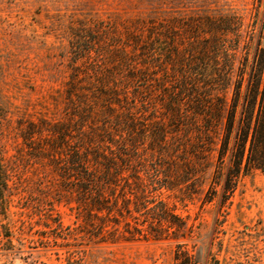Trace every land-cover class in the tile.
I'll return each instance as SVG.
<instances>
[{"label": "rangeland", "instance_id": "1", "mask_svg": "<svg viewBox=\"0 0 264 264\" xmlns=\"http://www.w3.org/2000/svg\"><path fill=\"white\" fill-rule=\"evenodd\" d=\"M223 11L227 20L209 22ZM263 19L264 0H0V264H176L179 244L195 264H264V171L243 174L223 206L219 195L203 205L208 183L191 193L175 172L171 189L147 181L150 201L166 202L191 226L176 239L179 232L163 222V238L153 240L128 238V222L146 225L132 219L120 195L116 210L102 211L108 217L93 218L91 228L81 174L68 166L76 147L86 155L94 136L88 126L107 104L117 114L130 107L147 125L153 112L161 118V83L176 85L180 76L165 56L161 69L157 60L145 63L139 44L182 50L226 28L243 35L230 34V45H242L248 33L255 44ZM88 107L90 119L81 113ZM140 124L131 136L115 132V145L149 147ZM120 172L117 194L145 178L134 167Z\"/></svg>", "mask_w": 264, "mask_h": 264}, {"label": "trees", "instance_id": "2", "mask_svg": "<svg viewBox=\"0 0 264 264\" xmlns=\"http://www.w3.org/2000/svg\"><path fill=\"white\" fill-rule=\"evenodd\" d=\"M224 13L220 18L210 16L209 22L227 20L229 17ZM230 34L237 38L243 36L237 28L216 30L210 40L198 38L182 50L173 45L165 53L162 44L138 45L145 63L157 60L161 69L165 56L180 78L176 85H169L165 79L161 83V79L156 78L165 93L160 119L153 112V121L147 125L137 121L130 107L117 114L115 108L107 104L105 115L88 126V134L94 136L87 137L91 142L85 148L86 155L78 147L71 154L68 166L72 172L81 174L76 180L82 185L80 195L86 203V217L91 228L96 227L93 218L104 220L116 210L120 195L132 219L146 225L131 226L128 222L126 226L132 227V230L125 229L128 238L161 240L162 223L166 222L169 227H175L179 232L176 239H180L191 231V226L183 218L170 213L166 202L150 201L154 196L148 192L147 181L153 183V188L171 189L175 179L168 174L175 172L179 176L175 182L180 188L189 187L191 193L208 183L203 205L219 195L223 206L233 196L243 174L253 169L264 171V19L255 44L256 34L252 37L248 33L242 45L241 42L230 45L233 41L228 38ZM239 51L241 59L235 65L233 60ZM222 57L225 58L224 64L219 62ZM150 76L148 84L154 79ZM81 113L83 118L90 119L89 107ZM138 123H141L139 132L143 133L142 136L150 138L149 147L115 145L116 140L112 138L115 132L122 136L127 131V136H131L129 128ZM107 141L110 145H106ZM125 167H134L145 173V178H138L141 186L137 185L136 190L125 192L123 188V192L117 194L116 187L122 179L120 170ZM104 210L106 217H100ZM133 212L139 217H134ZM170 216L176 220H171ZM104 228L105 223L99 224L98 233ZM182 246L177 245L176 264H195L193 256Z\"/></svg>", "mask_w": 264, "mask_h": 264}]
</instances>
